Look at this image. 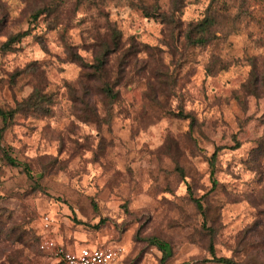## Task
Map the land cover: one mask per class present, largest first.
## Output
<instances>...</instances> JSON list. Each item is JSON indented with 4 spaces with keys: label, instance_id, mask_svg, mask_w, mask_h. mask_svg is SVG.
Masks as SVG:
<instances>
[{
    "label": "rangeland",
    "instance_id": "rangeland-1",
    "mask_svg": "<svg viewBox=\"0 0 264 264\" xmlns=\"http://www.w3.org/2000/svg\"><path fill=\"white\" fill-rule=\"evenodd\" d=\"M23 31L0 49V264H53L45 213L114 264H264V0H0V45Z\"/></svg>",
    "mask_w": 264,
    "mask_h": 264
},
{
    "label": "built area",
    "instance_id": "built-area-1",
    "mask_svg": "<svg viewBox=\"0 0 264 264\" xmlns=\"http://www.w3.org/2000/svg\"><path fill=\"white\" fill-rule=\"evenodd\" d=\"M53 217L45 213L40 219L39 248L50 253L53 264H114L121 253L118 247L82 246L69 249L51 234Z\"/></svg>",
    "mask_w": 264,
    "mask_h": 264
},
{
    "label": "trees",
    "instance_id": "trees-1",
    "mask_svg": "<svg viewBox=\"0 0 264 264\" xmlns=\"http://www.w3.org/2000/svg\"><path fill=\"white\" fill-rule=\"evenodd\" d=\"M55 8V5H53L52 7H48V8H44V9H40L38 10L36 13H41V12H50L51 10H53ZM215 22V19L213 17H204L203 19L199 20V21H196L193 25V28L195 29L196 32H187L185 34V38L186 40L188 41V43H190L191 45H195V46H199V45H203L205 44L206 42H208L209 40V37H208V31L209 29L213 26ZM27 33L26 32H17L15 33L14 35H10L5 42H3L2 45H0V49L1 51H7L11 48V44L16 42V41H19L22 37H24ZM102 63H103V58H100L98 57L96 59V62L92 65V67L94 68V70L96 72H99L100 71V68L102 66ZM35 94L37 95V93L35 92ZM39 99V98H38ZM20 103H18V106H19ZM18 107H15V108H12V109H8V110H5L3 108L0 107V116L2 117V119H7V118H12L15 113L17 112V109ZM241 146V143L239 141H235V144L230 147L232 150H235L237 148H240ZM219 149L217 148L211 155L212 159L215 158L216 154H217V151ZM6 159L9 160L10 163H13V160L6 156ZM214 186V185H213ZM213 188V187H212ZM195 204H196V207L199 209V210H202V204H201V201L199 199H195L194 200ZM40 236V235H39ZM40 238L39 237V242H40ZM151 241H154V240H151ZM156 246L163 252V253H166V249H165V246L164 245H161L159 243H155ZM39 246V244H38ZM40 249V248H39ZM210 252L213 256V260L214 261H217V262H221V263H230V264H233V262L229 259V258H226V257H217L215 256L214 252H213V246L212 244H210ZM166 255L163 256V258H165ZM182 264H186V263H182Z\"/></svg>",
    "mask_w": 264,
    "mask_h": 264
}]
</instances>
